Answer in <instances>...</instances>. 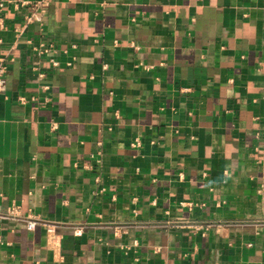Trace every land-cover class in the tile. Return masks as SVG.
Instances as JSON below:
<instances>
[{
  "label": "crops",
  "instance_id": "obj_1",
  "mask_svg": "<svg viewBox=\"0 0 264 264\" xmlns=\"http://www.w3.org/2000/svg\"><path fill=\"white\" fill-rule=\"evenodd\" d=\"M33 1L0 0V217L62 241L1 218L0 264H264V0H51L19 34Z\"/></svg>",
  "mask_w": 264,
  "mask_h": 264
},
{
  "label": "built area",
  "instance_id": "obj_2",
  "mask_svg": "<svg viewBox=\"0 0 264 264\" xmlns=\"http://www.w3.org/2000/svg\"><path fill=\"white\" fill-rule=\"evenodd\" d=\"M19 4H16V6ZM21 6L29 5L28 12L23 17V24L17 26L15 31L19 34L26 31L27 28L33 24L43 25L44 18L47 14V11L51 5V0H35L31 4L22 2ZM5 5L0 3V11L3 10ZM1 20V19H0ZM3 23L0 22V28H3ZM37 54L39 56H51L54 52L53 45H42L40 47L35 48ZM53 66H57L58 63L55 60H51ZM6 72L5 67L0 68V89L4 90L6 87V80L4 79V74ZM53 129H57L56 124L53 125ZM183 205V204H181ZM19 210L17 208H11L10 211L0 219H5L8 221H17L25 225L26 229L29 231H36L40 229L41 236L44 239L45 244L50 246L53 250H58L61 247L62 236L59 233V230L62 228L59 224L38 220L34 218H23L18 214ZM74 230L75 236H80L83 230L85 229L84 226H72ZM117 233L121 231L122 227H116Z\"/></svg>",
  "mask_w": 264,
  "mask_h": 264
}]
</instances>
